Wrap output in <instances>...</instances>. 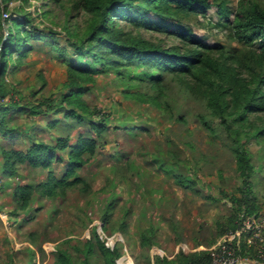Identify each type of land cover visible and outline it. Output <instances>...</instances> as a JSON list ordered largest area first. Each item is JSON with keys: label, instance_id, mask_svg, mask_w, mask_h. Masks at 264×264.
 <instances>
[{"label": "rangeland", "instance_id": "1", "mask_svg": "<svg viewBox=\"0 0 264 264\" xmlns=\"http://www.w3.org/2000/svg\"><path fill=\"white\" fill-rule=\"evenodd\" d=\"M65 2L28 0L25 4L23 0H10L8 9L2 6L1 18H13L19 14L16 9L24 5L26 11L38 16L35 23L40 29L45 25L52 27L57 32L55 35L63 39L64 30L49 18L63 22ZM236 2L233 0L231 4L235 6ZM47 9L51 12L45 17L43 12ZM149 16L155 21L161 20L155 10ZM181 20L187 21L204 41L221 42L227 49L242 51L229 35L230 29L218 24L215 7L209 8L206 16ZM164 21L178 26L173 18ZM153 34L164 37L161 33ZM178 42L168 40V43ZM32 45L21 65L8 64L5 77L11 90L1 102L23 105L52 102L53 107L36 115L24 114L13 107L4 115L10 130L0 132V264L32 261L50 264L56 249L70 244L68 240L83 241L91 235L94 226L101 225L102 208L108 198H114L115 210L107 232L102 227L101 232L110 244L120 248L118 264H156L157 255L172 258L182 248L212 253L214 245L228 230L229 222L237 220L234 215L240 212L234 198L241 197L243 177L229 148L231 139L222 129L213 135L199 123L196 114L207 112L205 107L187 98V90L176 80L168 81L167 94L160 98L170 102L175 111L189 108L184 121L164 118L156 106L125 97L123 92L134 90L146 75L144 69L128 66L120 73L106 67L103 73L95 75L93 82L76 88L83 90L82 97L89 106L99 108L107 125L98 138L96 154L77 172L89 184V190L84 191L80 184L67 188L66 195L39 197L35 194L27 209L18 208L13 198L15 185L43 182L49 169L60 177L66 164L56 161L44 169L18 161L12 174H7L3 152L24 153L32 142L40 139L54 142L61 136L74 140L80 133L94 136L87 120H101L96 114L83 113L80 109L75 111L81 121L65 115L73 108L62 98L72 88L65 84L67 65L48 40L39 37ZM71 48L66 51L68 56L90 64L88 58ZM16 56L14 53L13 58ZM246 148L253 166L252 193L258 208L264 211V141L251 138ZM177 174L192 178L194 183L190 187L182 186ZM126 209L129 211L127 227L121 228ZM145 233L152 238L151 244L144 243ZM246 237L243 234L242 239ZM31 251L34 254L30 260L27 258H31ZM72 252L77 254L73 248ZM7 254L13 255V263Z\"/></svg>", "mask_w": 264, "mask_h": 264}, {"label": "trees", "instance_id": "2", "mask_svg": "<svg viewBox=\"0 0 264 264\" xmlns=\"http://www.w3.org/2000/svg\"><path fill=\"white\" fill-rule=\"evenodd\" d=\"M9 1L0 0V132L10 130L4 115L13 107L28 115L43 113L53 107L52 102L27 105L1 102V99L6 100L11 90L5 77L8 64L16 62L15 65H21L26 53L32 49V42L39 37L48 40L67 65L65 84L72 88L62 98L73 108L65 115L81 121L75 111L80 109L101 119L99 122L87 120L94 136L80 133L74 140L69 136L58 137L54 142L40 139L32 142L24 153L12 150L3 152L7 174H12L18 161L44 169H49L56 161L66 164L60 177L49 169L43 182L15 185L13 198L18 208L27 209L35 194L39 197L66 195L67 188L80 184L84 191L89 190V184L77 172L85 168L96 154L98 138L107 125L99 114V108L89 106L82 97L83 90L76 88L93 82L95 75L103 73L106 67L122 73L130 66L144 69L146 75L141 77L134 90L123 92L125 97L156 106L164 118L184 121L189 108L186 111L177 108L175 111L170 102L160 98L167 94L168 81L176 80L187 90V98H193L205 107L207 112L197 113L196 118L211 134L217 135L218 129H222L231 139L229 148L243 177L241 197L234 198L240 212L234 217L238 219L241 212L254 214L261 210L252 193L253 166L246 144L251 138L264 141V0H237L235 6L231 4L233 0H66L63 4L66 8L63 22L49 18L51 23L60 25L64 30L63 39L55 35L57 32L52 27L45 25L40 29L35 23L38 16L34 17L26 11L24 5L16 9L19 14L13 18L2 19V6L8 9ZM23 1L27 4L28 0ZM211 7L216 8L218 24L220 22L230 29L229 35L239 43L242 51L227 49L221 42L204 41L187 21L181 20L197 15L206 16ZM152 10L160 16V21L150 18L149 12ZM50 12L47 9L43 14L47 17ZM80 15L85 17L80 20L77 17ZM166 18H173L178 26L170 25L164 21ZM143 30L152 33L147 35ZM153 32L161 33L164 37L156 36ZM169 39L179 42L168 43ZM69 48L88 58L90 64L68 56L66 51ZM14 53H17L16 58H13ZM143 88L151 91H143ZM176 178L184 187L194 183L186 175L177 174ZM115 204L114 198H108L102 208L101 225L94 226L91 235L83 241L68 240L70 244L65 243L56 249L50 264H101L100 261L103 264H118L117 260L122 254L120 248L110 244L101 232V227L107 232ZM124 213L121 228L127 227L129 211L126 209ZM237 226L235 219L227 227L234 229ZM143 236L144 243H152L150 235L145 233ZM72 248L77 254L72 252ZM240 252L254 257L257 249L246 247L243 241ZM31 253V258L27 259L33 258V251ZM7 255L9 262L13 263V255ZM211 259L210 251L182 248L172 258L157 255L156 264H209ZM30 264L35 263L32 261Z\"/></svg>", "mask_w": 264, "mask_h": 264}, {"label": "built area", "instance_id": "3", "mask_svg": "<svg viewBox=\"0 0 264 264\" xmlns=\"http://www.w3.org/2000/svg\"><path fill=\"white\" fill-rule=\"evenodd\" d=\"M238 226L229 228L214 245L209 264H248L252 261L264 263V211L254 214L241 212L236 220ZM243 234L247 237L242 239ZM246 247H255L256 256L243 255L242 242Z\"/></svg>", "mask_w": 264, "mask_h": 264}, {"label": "crops", "instance_id": "4", "mask_svg": "<svg viewBox=\"0 0 264 264\" xmlns=\"http://www.w3.org/2000/svg\"><path fill=\"white\" fill-rule=\"evenodd\" d=\"M248 264H264V263L261 261H258V262L252 261L251 263H248Z\"/></svg>", "mask_w": 264, "mask_h": 264}, {"label": "water", "instance_id": "5", "mask_svg": "<svg viewBox=\"0 0 264 264\" xmlns=\"http://www.w3.org/2000/svg\"><path fill=\"white\" fill-rule=\"evenodd\" d=\"M7 34V30L5 31V35ZM5 38V37H4Z\"/></svg>", "mask_w": 264, "mask_h": 264}]
</instances>
